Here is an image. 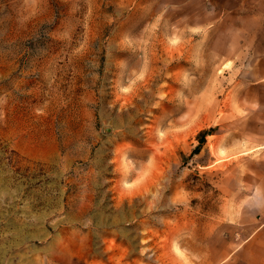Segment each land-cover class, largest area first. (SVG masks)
Wrapping results in <instances>:
<instances>
[{"label":"rangeland","instance_id":"374dc122","mask_svg":"<svg viewBox=\"0 0 264 264\" xmlns=\"http://www.w3.org/2000/svg\"><path fill=\"white\" fill-rule=\"evenodd\" d=\"M219 16L0 0V264H216L261 217L264 84Z\"/></svg>","mask_w":264,"mask_h":264},{"label":"crops","instance_id":"0c3cea01","mask_svg":"<svg viewBox=\"0 0 264 264\" xmlns=\"http://www.w3.org/2000/svg\"><path fill=\"white\" fill-rule=\"evenodd\" d=\"M207 1L215 4L219 19L230 28L231 57L237 54V59L243 61L237 65L251 68L249 75L254 84H264V0ZM248 223L237 224L235 235H214L219 243L216 248L221 251L216 264H227L228 259L229 264H264V204L261 217Z\"/></svg>","mask_w":264,"mask_h":264}]
</instances>
